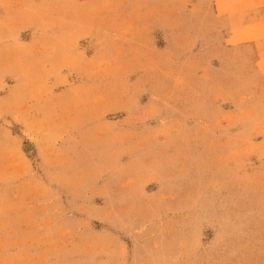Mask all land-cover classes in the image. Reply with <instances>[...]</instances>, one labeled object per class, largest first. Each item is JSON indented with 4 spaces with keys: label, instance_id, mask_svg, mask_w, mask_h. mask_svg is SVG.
I'll return each instance as SVG.
<instances>
[{
    "label": "rangeland",
    "instance_id": "374dc122",
    "mask_svg": "<svg viewBox=\"0 0 264 264\" xmlns=\"http://www.w3.org/2000/svg\"><path fill=\"white\" fill-rule=\"evenodd\" d=\"M0 264H264V0H0Z\"/></svg>",
    "mask_w": 264,
    "mask_h": 264
}]
</instances>
